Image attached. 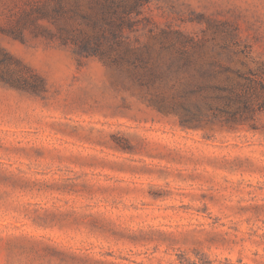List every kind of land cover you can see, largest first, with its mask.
<instances>
[{"label": "rangeland", "instance_id": "1", "mask_svg": "<svg viewBox=\"0 0 264 264\" xmlns=\"http://www.w3.org/2000/svg\"><path fill=\"white\" fill-rule=\"evenodd\" d=\"M147 1L148 87L0 0V264H264V0Z\"/></svg>", "mask_w": 264, "mask_h": 264}, {"label": "trees", "instance_id": "2", "mask_svg": "<svg viewBox=\"0 0 264 264\" xmlns=\"http://www.w3.org/2000/svg\"><path fill=\"white\" fill-rule=\"evenodd\" d=\"M30 1L26 0V6L21 9L16 19V26L19 29L31 25L42 29L40 21L48 19L56 25L58 36L63 40V43L74 46L75 53L86 57L97 56L119 67L128 66L134 71L140 67L145 68L146 74L139 73L136 81L142 86H149L146 85L147 82L148 84L150 82L148 76L152 79L151 76L154 72L152 68H148L147 48L144 50L130 42V31L137 29V23L140 21L150 22L149 17L141 18L147 0H33V4ZM27 3L29 7H27ZM163 35L166 37L167 32H164ZM161 44L165 49L170 48V44L163 40ZM11 58L12 56L8 52L3 48L0 49V76L6 82L12 80V77L10 73L6 75L2 72L1 66ZM177 58L188 65L192 62L183 52L179 53ZM201 67L207 68L203 65ZM31 74L38 79L35 73L31 72ZM207 74L210 75L208 70L202 72L203 76ZM238 75L244 79V85L247 86L245 89L250 87L257 94L264 95V74L255 77L256 73L249 69L247 73H238ZM23 80L30 88H43L42 79L28 81L23 78ZM228 91L229 95L221 98L227 99L229 103L243 105L247 112L251 111L253 100L247 93H240L234 87L228 88ZM193 92H195V88L188 89L185 91V95ZM166 100L164 95L160 96L156 104L163 110L170 106L174 108V105L169 104L175 100L173 99L171 102ZM208 109L213 110L214 108L209 105ZM185 110L192 115L191 120H197L203 112L199 107L194 112L189 108H185ZM220 110L226 112L223 108Z\"/></svg>", "mask_w": 264, "mask_h": 264}]
</instances>
